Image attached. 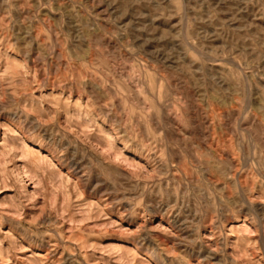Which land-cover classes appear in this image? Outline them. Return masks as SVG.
Here are the masks:
<instances>
[{"label":"rangeland","instance_id":"374dc122","mask_svg":"<svg viewBox=\"0 0 264 264\" xmlns=\"http://www.w3.org/2000/svg\"><path fill=\"white\" fill-rule=\"evenodd\" d=\"M0 264H264V0H0Z\"/></svg>","mask_w":264,"mask_h":264}]
</instances>
